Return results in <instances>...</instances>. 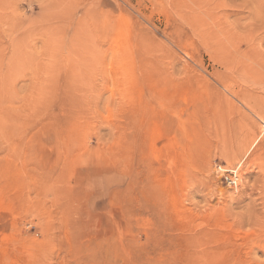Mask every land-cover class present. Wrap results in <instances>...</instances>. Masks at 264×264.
Returning a JSON list of instances; mask_svg holds the SVG:
<instances>
[{
    "label": "rangeland",
    "instance_id": "rangeland-1",
    "mask_svg": "<svg viewBox=\"0 0 264 264\" xmlns=\"http://www.w3.org/2000/svg\"><path fill=\"white\" fill-rule=\"evenodd\" d=\"M242 50L264 55V0H0V264H260L264 71Z\"/></svg>",
    "mask_w": 264,
    "mask_h": 264
},
{
    "label": "clouds",
    "instance_id": "clouds-1",
    "mask_svg": "<svg viewBox=\"0 0 264 264\" xmlns=\"http://www.w3.org/2000/svg\"><path fill=\"white\" fill-rule=\"evenodd\" d=\"M185 78V74L177 73L173 76V79L176 81H181ZM118 115V110L112 106H106L103 113L102 118L104 120H113L116 119ZM114 141L111 138L105 139L103 144L105 146H110ZM193 211L197 214H214L215 209L209 205L208 202L199 203L195 202ZM244 222V216L241 214L240 211H235L231 217V224L232 225H239ZM255 231V226L252 224L251 219H248V226L243 229L242 234L244 236H251ZM260 264H264V258L260 259Z\"/></svg>",
    "mask_w": 264,
    "mask_h": 264
},
{
    "label": "bare ground",
    "instance_id": "bare-ground-1",
    "mask_svg": "<svg viewBox=\"0 0 264 264\" xmlns=\"http://www.w3.org/2000/svg\"><path fill=\"white\" fill-rule=\"evenodd\" d=\"M24 39L22 38H19L17 39L16 41H14L15 43V47H13L12 49L14 51H17L18 50V45L21 46L20 44H22L21 42L23 41ZM27 40V39H26ZM28 42V41H27ZM24 43V42H23ZM244 50V49H243ZM242 50V53H241V56L243 57L242 60L246 63L248 58H249V61H251V64L252 66H254L255 69H259V70H262L264 71V55H259V54H250L248 51H243ZM16 53V52H15ZM26 54V53H25ZM26 56V55H25ZM50 74V73H49ZM10 78H6V77H3L0 75V91H4V87L7 85V81H9ZM40 95V94H38ZM243 96V99L245 100H250L248 96V94H242ZM248 105H254V106H251L253 108H258V105L256 103H249V102H246ZM261 103V102H259ZM262 106V105H261ZM260 108V107H259ZM264 124V123H263Z\"/></svg>",
    "mask_w": 264,
    "mask_h": 264
},
{
    "label": "built area",
    "instance_id": "built-area-1",
    "mask_svg": "<svg viewBox=\"0 0 264 264\" xmlns=\"http://www.w3.org/2000/svg\"><path fill=\"white\" fill-rule=\"evenodd\" d=\"M226 184L228 186H234L238 182L237 173L230 172L229 175L225 177Z\"/></svg>",
    "mask_w": 264,
    "mask_h": 264
}]
</instances>
